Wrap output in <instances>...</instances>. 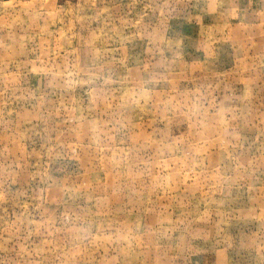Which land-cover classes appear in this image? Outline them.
Segmentation results:
<instances>
[{
  "label": "rangeland",
  "instance_id": "obj_1",
  "mask_svg": "<svg viewBox=\"0 0 264 264\" xmlns=\"http://www.w3.org/2000/svg\"><path fill=\"white\" fill-rule=\"evenodd\" d=\"M0 264H264V0H0Z\"/></svg>",
  "mask_w": 264,
  "mask_h": 264
}]
</instances>
